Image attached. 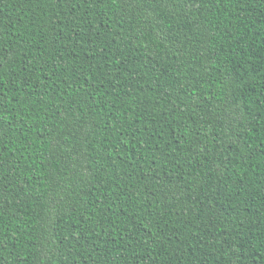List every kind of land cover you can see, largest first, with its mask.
<instances>
[{
  "label": "trees",
  "instance_id": "obj_1",
  "mask_svg": "<svg viewBox=\"0 0 264 264\" xmlns=\"http://www.w3.org/2000/svg\"><path fill=\"white\" fill-rule=\"evenodd\" d=\"M0 264H264V0H0Z\"/></svg>",
  "mask_w": 264,
  "mask_h": 264
}]
</instances>
